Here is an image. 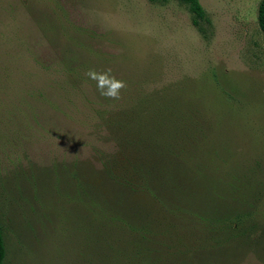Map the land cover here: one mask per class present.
<instances>
[{
	"label": "rangeland",
	"instance_id": "rangeland-1",
	"mask_svg": "<svg viewBox=\"0 0 264 264\" xmlns=\"http://www.w3.org/2000/svg\"><path fill=\"white\" fill-rule=\"evenodd\" d=\"M200 1L210 19L202 27L178 0H0L4 264H122L124 239L73 181L79 165L86 175L102 171L101 150L112 152L102 116L119 109L135 83L144 86L120 109L129 140L123 151L141 170L169 177L161 180L170 204L223 211L237 186L264 214L261 0ZM109 68L127 85L119 99L101 96L87 75ZM99 185L91 190L107 207L127 208ZM129 210L158 227L145 206ZM169 235L174 243L177 234ZM254 250L255 243L249 253L192 258L264 264Z\"/></svg>",
	"mask_w": 264,
	"mask_h": 264
},
{
	"label": "trees",
	"instance_id": "trees-1",
	"mask_svg": "<svg viewBox=\"0 0 264 264\" xmlns=\"http://www.w3.org/2000/svg\"><path fill=\"white\" fill-rule=\"evenodd\" d=\"M178 1L188 8L195 26L202 27L204 23L210 22L200 0ZM258 24L264 33V0H261L259 4ZM143 86L141 83H135L131 88H127L128 90H124L122 94L126 95H123V104L126 103L125 98L133 99L130 92ZM163 89L155 88L153 91ZM123 104L116 110L108 108L106 112L108 116H102L103 125L108 131V142L111 143L112 149V152L101 150L99 160L103 163L102 171L86 175L83 167L79 165L77 174L80 175H77L76 182L73 181L79 187V196L82 197L81 194L87 192L85 196L96 206L104 207L103 211L107 214L110 230L118 231L124 239L125 246L120 259L121 263L196 264L193 259L196 258L198 252H216L220 249L226 253L237 250L249 253L254 247V243L257 250L253 251L252 257L263 263L264 221H258L257 215L264 216V214L256 210V205L253 203L255 199L244 201L239 188L234 186L233 202L223 211L211 208L209 212L203 213V211L195 209L187 210L182 205L170 204L168 193L163 188L161 180L164 178L167 183L169 177L152 175L145 169L141 170L137 159L123 151L124 144L129 141L128 134L123 131L120 117V109ZM99 154L97 153V156ZM189 176L194 178L196 172L187 173V177ZM95 183L100 184L99 188L107 187L109 198L117 202L114 205L121 203L127 208H122L119 205L120 208L110 205L107 207L102 192L91 190L90 185ZM260 192L261 190L258 193ZM138 204L145 206L151 214L157 215L158 227L147 221L149 219L137 218L130 212L129 208ZM171 232L177 234V240H174V243L169 242ZM6 253L4 230L0 224V264H4ZM118 256L120 258V253ZM185 256L190 258L189 262L182 260ZM248 257H242V260L237 259V262H246Z\"/></svg>",
	"mask_w": 264,
	"mask_h": 264
},
{
	"label": "clouds",
	"instance_id": "clouds-1",
	"mask_svg": "<svg viewBox=\"0 0 264 264\" xmlns=\"http://www.w3.org/2000/svg\"><path fill=\"white\" fill-rule=\"evenodd\" d=\"M87 75L90 79L96 81V88L99 94L108 99H119L121 90L127 86L125 81L112 75L111 68L104 72H97L94 69H90Z\"/></svg>",
	"mask_w": 264,
	"mask_h": 264
}]
</instances>
